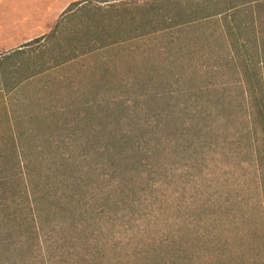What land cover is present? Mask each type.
<instances>
[{"label":"rangeland","instance_id":"374dc122","mask_svg":"<svg viewBox=\"0 0 264 264\" xmlns=\"http://www.w3.org/2000/svg\"><path fill=\"white\" fill-rule=\"evenodd\" d=\"M69 2L45 1L23 63L0 57V264L20 239L38 249L39 223L54 264H264L252 17L232 23L234 50L215 22L148 36L190 19L188 0Z\"/></svg>","mask_w":264,"mask_h":264},{"label":"trees","instance_id":"16d2710c","mask_svg":"<svg viewBox=\"0 0 264 264\" xmlns=\"http://www.w3.org/2000/svg\"><path fill=\"white\" fill-rule=\"evenodd\" d=\"M79 4H73L69 8V11L72 12L76 6H79ZM188 6L191 9V13L189 14L191 15V18L189 17L190 19L186 17L184 18L185 20L183 23L173 25V27L171 28L155 30L149 33L148 36H164L166 31L168 30V32H178L177 30H184L185 32H190L202 26L204 23L208 24L211 22H215L216 24L221 26V29H223L224 37L227 38V42L231 43L230 37H234L233 32L235 30V27H232V23L236 22L237 18L240 15H248L252 17L254 26L253 29L256 33V36L257 33L264 34V0H188ZM195 8L198 10V12L193 15V9ZM196 14L202 15L199 16ZM257 22L259 23V32L255 28ZM240 28V26H237L238 30H240ZM236 43L237 42L234 41L233 45L231 43L233 49ZM238 49L240 50V47ZM238 49L236 50L237 54ZM253 65L255 66L254 63ZM241 73V84L244 86L247 92L246 97L251 107V112L249 113V115L251 116L252 126L256 125L257 127H260L261 132L264 134V94L257 92L256 82L252 78L250 79L247 77L245 67L243 68ZM17 145L18 141L15 142L14 140V147L17 155L16 159H18V163L19 165H21V162L19 161ZM47 157L48 158L45 157L46 159L44 160L46 164L50 166L53 162V159L49 156ZM25 163L29 184V189H26L25 192L27 195L29 207L31 206L36 208V190L33 189V185L35 186V182L33 181L35 175V172L33 171L34 163L28 156L25 157ZM40 224L41 223H39L37 226H34V230L37 235L36 244L38 246V249H28L26 245H28L29 240L25 241L20 239V241L14 242L12 244L13 248L8 250V254L11 256V264H54L49 247L44 241H41L40 239ZM110 261L111 263H114L112 260Z\"/></svg>","mask_w":264,"mask_h":264},{"label":"crops","instance_id":"0c3cea01","mask_svg":"<svg viewBox=\"0 0 264 264\" xmlns=\"http://www.w3.org/2000/svg\"><path fill=\"white\" fill-rule=\"evenodd\" d=\"M10 1H15V4ZM45 1H70L64 9L67 11L72 4L84 0H0V57H10L9 61L16 59L15 63H23L19 58L27 55L28 48L23 41L27 45L40 38L37 35L30 37L29 33L37 32L43 26L44 19L40 18L45 17ZM56 7L60 10V3L53 5V9Z\"/></svg>","mask_w":264,"mask_h":264}]
</instances>
